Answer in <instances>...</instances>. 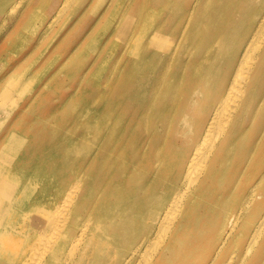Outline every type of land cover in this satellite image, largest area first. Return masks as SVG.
I'll return each instance as SVG.
<instances>
[{
  "label": "bare ground",
  "instance_id": "obj_1",
  "mask_svg": "<svg viewBox=\"0 0 264 264\" xmlns=\"http://www.w3.org/2000/svg\"><path fill=\"white\" fill-rule=\"evenodd\" d=\"M49 1L0 0V51L20 55L12 62L27 67L43 43L24 53L28 35L49 33L69 2H84L55 0L48 19L41 11ZM248 1L259 6L250 39L216 71L228 32L221 1L129 0L122 14L120 5L109 14L88 9L87 17L99 14L93 32L106 34L102 25L115 12L135 13L138 24L123 42L122 66L109 71L107 148L91 147L76 165L107 168L106 191H86L70 171L55 195L34 183L38 153H26L34 144L18 133L28 131L9 119L44 74L12 76L15 67L2 80L0 68V264H264V0ZM202 36L208 46L195 58ZM99 41L76 54L96 52ZM99 54L107 55V40ZM145 72L155 79L142 88ZM61 131H44L50 147Z\"/></svg>",
  "mask_w": 264,
  "mask_h": 264
},
{
  "label": "rangeland",
  "instance_id": "obj_2",
  "mask_svg": "<svg viewBox=\"0 0 264 264\" xmlns=\"http://www.w3.org/2000/svg\"><path fill=\"white\" fill-rule=\"evenodd\" d=\"M128 1L84 0L80 7L76 6L78 1L69 2L64 18L60 19L49 33L37 32L34 35H28L29 39L25 41L28 47L24 53L31 52L30 48L34 42H36L35 46L41 39L43 43L37 52L27 57V67L22 66L21 63L12 62L19 61L20 55L7 57L6 51H0V68H4L2 80L12 68H14L13 74L15 67L16 72L12 76H21L27 72L28 77L37 79L40 74H44V78L33 94L9 121L15 119L16 128H24L28 131L27 133L19 132L18 135L34 144L32 149H26V153L29 151L38 153V160L31 167L32 180L35 184L43 186L46 193L55 189L49 195H55L61 190L58 181L63 173L69 171L76 174L86 191L107 190V168L100 169L96 162H91L90 168L85 166L77 168L76 165L85 156L92 154L91 147L97 150L107 148L109 71L113 66L117 68L122 66V61L118 57L123 42L138 28L137 18L133 16L135 13L132 12V16L128 18H123V15L119 18L122 12L124 13L123 9ZM218 1L222 2L224 8L223 13L220 14L223 20L221 25L227 28L228 32L226 42L218 52V59L213 61L215 71L224 65L228 53L240 48L248 39V26L256 18L259 9L256 3L253 4L248 0ZM54 2L55 0H51L47 6L43 7L42 16L49 19ZM93 5L98 6L99 14L106 7L109 14L118 5L121 6V9H116L121 14L115 17V12L111 17L113 22L102 25L103 28L107 27L106 34L105 30L93 32L98 27L99 14L86 16L88 9ZM31 37L32 40H30ZM97 38H100V41L96 52L76 54L80 51L78 47ZM106 40L107 55H101L99 49L103 47ZM168 43L171 44V42ZM168 43L165 42L166 45H169ZM206 46H208V38L202 36L198 44L192 46V56L198 58ZM115 59L117 60L113 63ZM65 60H72V63L61 67ZM198 67L203 70L204 64L199 63ZM136 76L137 74L132 80ZM141 76L142 88L149 87L155 79L152 72H145ZM60 127L62 131L58 135L59 143L50 147V136L47 139L44 131ZM84 140H88L89 143L83 145ZM33 181L30 182L32 187H34ZM90 196L93 197V195ZM147 202L150 207L158 204L155 196L150 197ZM140 207L136 205L137 209ZM108 236L112 235L108 234ZM97 264H100V260Z\"/></svg>",
  "mask_w": 264,
  "mask_h": 264
}]
</instances>
